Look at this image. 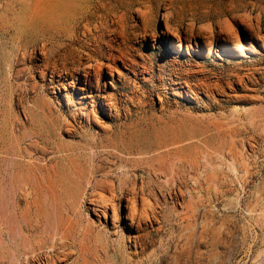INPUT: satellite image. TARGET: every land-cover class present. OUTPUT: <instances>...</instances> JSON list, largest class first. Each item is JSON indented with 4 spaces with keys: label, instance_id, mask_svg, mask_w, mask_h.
<instances>
[{
    "label": "bare ground",
    "instance_id": "6f19581e",
    "mask_svg": "<svg viewBox=\"0 0 264 264\" xmlns=\"http://www.w3.org/2000/svg\"><path fill=\"white\" fill-rule=\"evenodd\" d=\"M19 1L22 0H0V36L4 37L8 33L12 19H14L13 15L24 12L22 8H19L18 12L16 11L15 5ZM77 1L57 0L55 5L53 4L54 6L46 5V9L39 6L35 11V16L43 27L48 23L52 24L56 7H61L60 9L65 17L70 12L67 19L68 27L65 29L64 35L70 41L69 44L77 42L84 52L85 62L78 66V62H76L77 67L82 66L81 73L76 70L70 71L66 66L67 62L65 63V60L67 61L68 55L72 54L71 51L66 54V46L59 48L57 45L56 47L60 50L52 51V45L43 38L31 45L30 48H28V45H22L20 39L19 41L13 39L9 42L0 41V97L6 91H8L10 97L13 91H18L15 97H17L18 107L20 106L23 112V119H18L20 126L16 129L7 128L3 123L0 125V264H22V259L25 264L66 263L72 254L76 253L74 252L76 248L73 249V247L77 242L79 244L77 237L80 231L81 235H86L85 231L89 232L93 241L98 243L95 245L101 247L108 254L106 247L110 242H107V232L105 229L97 228V225H102L103 222L106 223L109 218L111 233L116 235L117 233L114 231L120 221V212H122L123 222L121 226L123 228L120 231L116 246L113 241L110 243L112 254L108 255L109 260L116 264L118 260H125L123 253L127 250L126 242L134 256L139 255L147 248L150 242V233L147 228L148 226H154L153 223L159 219L157 218L158 215H154L153 212V209L156 210L157 207L156 202L152 201L155 202V204L153 203L156 206L154 208L149 203V197L144 195L143 184V186L140 184L141 187H137L134 182H128L126 178L120 177L116 186L115 180L109 178L108 171H103L104 166L110 167L112 165L113 162L110 157H117L114 152L109 151L107 148L108 146L118 148V141L107 138L105 141L99 139L92 143V146L101 147L103 149L101 155L106 154V156L100 159L97 158V164H91L89 172L86 173L80 163V155L66 153L68 150H75L77 146L66 144L55 137L59 130H64L67 137H73L78 134V129L82 128H85L82 132H88L93 137L92 131H89L92 125L108 132L112 129V125L107 123V119L118 120L122 117L128 119L136 113V111H131L132 109L130 110L129 106H122L123 108L120 109L121 107L119 108V105H116L119 100L117 99L118 101L115 102L114 94L107 90L105 78L110 79L109 86L112 89L114 88L112 82L114 81V73L117 74L118 79L122 75L119 71L120 68L116 67L117 63H120L127 71H131L135 77H140L142 81L146 82L149 79L145 75V72L149 73L148 66L145 67V60L143 59L142 63H136L137 60L135 61L133 58L135 55L133 52L136 49L129 48V45H126L131 38L127 34V36L122 34L124 26L122 30L119 29L120 25H117L115 15L112 16L110 14L111 9L106 7L109 2H106V0H92L93 4L88 8L87 6L82 7L81 3L75 6L74 3H77ZM162 2L164 5L161 14L163 19L162 40L158 45L159 51L162 53L159 57L162 59L166 58L168 60L167 58L172 55V61H174V59L177 60L180 53H185L186 56L193 54L198 58L206 59L214 53L215 58L218 60L237 59L238 64H240L249 55L257 56L261 54V49H264V0H180L181 8L178 7L180 8V15L172 12L170 7L173 3L172 0H168V3H166V0H162ZM146 5L141 8L137 6L138 8L135 10L141 21L145 22V18L150 12ZM181 11L187 12L189 16H182ZM124 13H121L122 16ZM197 15L206 17V19L210 17L212 21L196 26ZM119 19L121 20V18ZM184 20H186V24L182 25ZM145 22L144 24L140 22L141 26L134 27L133 33L135 31L139 32L142 43L147 31H151V46L155 48L153 47L156 46L157 41L155 28H150L148 23ZM122 24L125 23L122 22L121 26ZM78 49L77 51H79ZM172 53L177 56H173ZM91 55L94 56L91 57ZM59 60L63 62V70H66L64 73H61V70H56V62ZM73 65L75 64L73 63ZM227 65L229 64L227 63ZM252 67L246 66L242 73L236 67L232 70L229 68L230 73H227L223 78H219V75H217L213 84L205 83L204 79L209 76L202 79L204 75H200L202 77L199 79L200 82H194L193 85H189L186 81L183 85L180 80L170 79L171 74L167 71L170 74L167 76L170 82L169 86L165 87L170 89L172 96L178 99L185 98L189 101H196L200 94H203L205 100L213 103L216 95H221L224 88H228L231 92H243V94L236 96L234 94L233 102L239 99L248 100L249 96L252 97V95H248L249 93L247 94L246 91L249 92L250 85L256 84L260 78L259 75H261L259 67L256 66L257 69ZM32 73L38 74V79L42 81V85L47 84V88L51 90L57 100L56 103L43 97L42 101L38 102L32 97L30 100L33 102L32 106L24 104L26 102L24 93L27 91L35 93L38 90V82L34 80L28 85L11 82L12 84H9V87L4 88L5 82H8V74L16 80L21 78L31 80L29 76ZM159 79L161 80V78ZM143 96L132 94L127 98L131 104L137 101L142 105L144 103ZM231 96L233 94H230L229 97ZM157 97L159 101L163 99L158 94ZM145 104L147 103L145 102ZM57 105H62L65 112L58 109ZM136 105L135 107H137ZM24 122H28L29 125L25 126ZM81 123H83V126L80 125ZM63 152L66 154L59 156L48 168L45 165L24 160L25 156L30 157L33 154H39L43 156L42 159H46L47 155ZM54 159L49 157V162ZM48 170L51 172V176H48ZM101 171L102 178L97 177L98 179L96 178L92 182L95 174ZM42 172L45 175H42ZM154 176L156 177L155 174ZM42 181H45L47 186ZM86 184H90L91 190L89 192L86 189ZM178 189L179 191H176L181 192L179 187ZM19 199L24 201V207L19 206ZM86 200L87 208L85 207V209L87 213L90 211L93 214L95 220L93 222L87 221L83 231L78 222L72 223L66 214H78V217H80V209ZM38 222L40 225H36ZM96 223L98 224L95 225ZM28 228H31V231L34 230V232H42L44 235L36 237L33 233L27 232ZM158 228L156 227V230H159ZM77 254L82 257V250L79 252L78 249ZM248 264H264V262L254 260Z\"/></svg>",
    "mask_w": 264,
    "mask_h": 264
},
{
    "label": "rangeland",
    "instance_id": "374dc122",
    "mask_svg": "<svg viewBox=\"0 0 264 264\" xmlns=\"http://www.w3.org/2000/svg\"><path fill=\"white\" fill-rule=\"evenodd\" d=\"M56 1H19L15 5L16 11L18 12L19 8H22L24 12L13 15L14 19H12L9 31L4 37L0 36V41L9 42L11 39L16 41L20 39L22 45H28V48H30L31 45L43 38L52 45V51L60 50L59 48L66 46V54L72 52L71 55H68L67 61L65 60V63L67 62L66 66L70 71L76 70L81 73L82 66H77L85 62L84 52L77 42L69 44L70 41L64 35V31L68 27L67 19L70 12L65 17L60 9L61 7H56L52 24L48 23L43 27L35 16V11L39 6L46 9V5L54 6ZM172 1L173 3L170 6L172 12L180 15V0ZM106 2H109L106 7L111 9L110 14L112 16L115 15L117 25H120L119 29L122 30L124 26L122 31L125 33L122 32V34H127L131 38L126 45H129V48L136 49L133 52L135 54L133 58L135 61L137 60L136 63H142L145 60V67L148 66L147 69H149V73L145 72V75L149 79L144 82L140 77H135L131 71H127L120 63H117L116 67L120 68L119 71L122 75L118 79L117 74L114 73V81H112L114 88L112 89L109 86L110 79L106 77L107 90L114 94L115 102L120 101V103L119 101L116 103L119 108L121 107L120 109L129 106L128 108L132 109L131 111H136V113L128 119L123 117L118 120L107 119V123L112 125V129L108 132L92 125L89 131H92L93 137L88 132H82L85 128L78 129L79 132L76 136H73L74 138L72 136L67 137L64 130H59L55 137L66 144L77 146L75 150H68L66 153L70 155L73 153L79 154L80 163L86 173L89 172L91 164L96 165L98 159L106 156V154L101 155V152H103L101 147L92 146V143L99 139L105 141L107 138L118 141V148L108 146L107 149L114 152L117 157L111 156L112 165L110 167L104 166L103 171H108L109 178L115 180L116 186L120 177L126 178L128 182H134L137 187H141L140 184H143L144 195L151 200H149V203L154 208L157 206L155 208L157 211L153 209V212L154 215H158L159 222L157 220L158 223L154 222V226H148L147 228L150 233V242L147 248L139 255L134 256L126 242L127 250L123 253L125 260H118L116 264H248L254 260L264 262V49H261V54L257 56L249 55V57L243 59L245 61L240 60V64H238L237 59L218 60L215 58L214 53L206 59L198 58L193 54L186 56L185 53H180L177 60L174 59V61H172V55L167 58L168 60L166 58L162 59L159 57L162 53L159 51L158 46L162 40L161 29H163L161 14L164 5L162 0H106ZM79 3L82 7L87 6L90 8L93 1L78 0L74 5L78 6ZM166 3H168V0H166ZM144 5L150 11L146 17L147 19L145 18L146 22L141 21L135 11L138 8L137 6L141 8L145 7ZM121 13H124L123 20ZM187 14V12L181 13L182 16H189ZM196 17L198 19L196 26L212 21L210 17L207 19L198 15ZM121 21L126 25L122 24L121 26ZM133 21L135 22L132 23ZM185 21L182 25L186 24ZM140 22L142 24L144 22L148 23L150 28H155L154 32L157 40L156 46H153L155 48L151 46V31H147L142 43L139 32L135 31L133 33L134 27L141 26ZM138 44L141 46L137 47ZM57 45L59 48L56 47ZM172 54L177 56L175 53ZM80 55L82 56L80 57ZM93 56L91 55V57ZM76 62H78L77 66ZM56 64V70H61V73L66 71L63 70L62 61L59 60ZM246 66L259 67L258 69L262 75H259L262 78H259L256 84L250 85L249 92L246 91L247 94L249 93L248 95H252V97L249 96L248 100L239 99L233 102L234 94L236 96L243 94V92H231L228 88H224L221 95H216L213 103L205 100L203 94H200L196 101H189L185 98L178 99L172 96L170 89L166 88L169 86L170 79L180 80L183 85L185 81L189 85H193L194 82L199 83V79L203 75L202 79L207 76L210 77L204 79L205 83L213 84L217 75H219V78H223L235 67L242 73ZM31 75L34 76L33 79ZM31 75L29 76L31 80L25 78L16 80L8 74V82H5L4 88L9 87V84L12 83L28 85L34 80L38 82V90L35 93L25 92L26 102L24 104L32 106L33 102L30 101L32 97L38 102H41L43 97L56 103L57 100L51 90L47 88V84L42 85L37 73ZM169 75L170 79L167 78ZM16 92L18 91H13L10 97L8 91H6L0 97V125L3 123L7 128L16 129L20 126L18 119H23L22 109L17 105ZM156 93L163 99L159 101ZM132 94L144 95L145 97H142L144 103L141 105L135 101L131 104L127 97ZM230 94H233V96L229 97ZM57 108L65 112L62 105H57ZM137 108H139L138 111H140V108L142 110L138 112ZM82 124L80 125L83 126ZM24 125L28 126L29 123L24 122ZM66 153L50 154L45 157L46 159H42L43 156L39 154H33L30 157L25 156L24 160L45 165L48 168L59 156ZM98 154H100L99 157ZM49 157L55 159L49 162ZM42 175H45V173L42 172ZM101 175L102 171L97 172L92 182L97 177L102 178ZM48 176H51L50 171ZM133 178L136 180L134 181ZM42 182L47 186L45 181ZM178 187L181 194L178 193ZM86 189L88 192L91 190L90 184H86ZM168 193L171 195L170 197ZM152 201H155L156 204ZM18 203L19 206L24 207L23 200L19 199ZM119 205L121 209V201ZM85 207L87 208V200L82 204L80 217H78V214H66L72 223L78 222L81 229H85L87 221L93 222L95 220L93 214L90 211L87 213ZM122 222L123 214L120 212V221L114 231L117 233H115L116 235L111 233L109 218L106 223L103 222L102 225L96 223L95 225L98 226L97 228L105 229L107 242L111 243L113 241L116 246L120 231L123 228L121 226ZM38 224L39 222L36 223V225ZM156 227H160L159 230H156ZM27 232L33 233L36 237L44 235L42 232L31 231V228H28ZM85 233L86 235H81V231L78 233L77 239L80 245L77 242L73 247V249L76 248L74 250L76 253L73 252L74 254L67 262L61 264H113L108 256L112 254V245L108 243L106 247L108 254H106L101 247L95 245L98 243L93 241L90 233L86 231ZM80 248L83 252L82 257L77 254L78 249L79 252L81 251ZM22 264H25L23 259Z\"/></svg>",
    "mask_w": 264,
    "mask_h": 264
}]
</instances>
